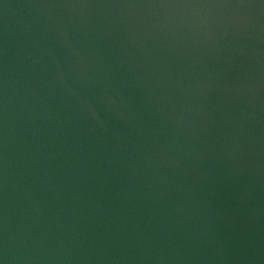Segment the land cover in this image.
Listing matches in <instances>:
<instances>
[{
	"label": "water",
	"instance_id": "1",
	"mask_svg": "<svg viewBox=\"0 0 264 264\" xmlns=\"http://www.w3.org/2000/svg\"><path fill=\"white\" fill-rule=\"evenodd\" d=\"M0 264H264V0H0Z\"/></svg>",
	"mask_w": 264,
	"mask_h": 264
}]
</instances>
